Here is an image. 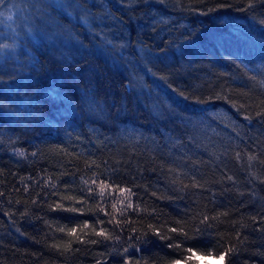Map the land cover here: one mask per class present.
<instances>
[{
	"label": "trees",
	"instance_id": "1",
	"mask_svg": "<svg viewBox=\"0 0 264 264\" xmlns=\"http://www.w3.org/2000/svg\"><path fill=\"white\" fill-rule=\"evenodd\" d=\"M34 4L0 5V22L12 16L0 25V45H17L0 52V264H125L127 255L133 264H198L209 255L264 264V0L113 5L123 24L109 36L125 37L123 60L119 47L105 58L101 40L82 37L67 18L75 39L50 45ZM138 42L152 58L137 53ZM68 114L102 118L99 138L74 124L68 131L60 122ZM209 116L198 135L195 120ZM221 118L235 123L221 133L224 146L206 133L223 129ZM134 130L154 136L152 147L121 140H135ZM171 136L189 138L182 166L170 159ZM191 136L208 158L194 157ZM29 164L46 173L43 188L19 174Z\"/></svg>",
	"mask_w": 264,
	"mask_h": 264
},
{
	"label": "snow or ice",
	"instance_id": "2",
	"mask_svg": "<svg viewBox=\"0 0 264 264\" xmlns=\"http://www.w3.org/2000/svg\"><path fill=\"white\" fill-rule=\"evenodd\" d=\"M153 2L164 3V0H135V3L137 4H147ZM3 3L4 0H0V5ZM113 5H124L127 8L130 6V0H35L33 7L35 12L39 14V18L42 20V23L51 27L50 32L42 33L43 39L46 40L50 45L55 46L58 41H63L65 34L72 36L73 39H75V34L73 31L67 29L65 25L61 23V18H67L73 22L74 28L77 25L83 27L93 41L97 39L101 40V44L96 45L98 50H107L117 53V49L119 47L120 51L117 54L120 56V59L123 60L125 59L123 50L128 45H118L117 43H114L113 39L109 36V32L112 29H118V26L123 24V21H120L118 17H116L115 13L111 10ZM248 6L252 7V4L249 3ZM93 9H97L99 14L96 11H93ZM0 15H3V12H0ZM7 19L11 20L12 16L9 15ZM261 24H264V20L261 21ZM150 27H154V24L150 25ZM29 34H31V28H29ZM78 43L80 44L81 48H84L82 42L78 41ZM138 43L140 46L137 48V53L143 54L146 51L147 57L152 58L153 54L151 49H146L142 42ZM16 47L17 45L15 43L11 45L2 44L0 45V52L5 49L14 50ZM156 58L158 59V57ZM33 66H35V61H33ZM145 71H147L149 75H152L153 78H156L155 73H153L151 68H148L146 65ZM159 79L163 80L165 78L159 77ZM173 91L176 90L173 89ZM179 95L183 96V93L181 92ZM183 98L188 99L186 96ZM163 114L164 113L162 112L161 115ZM259 114L264 115V113ZM168 115H171V110H169ZM155 118L159 119V117ZM173 143H175V141ZM253 159H255V157L249 156V160ZM99 187H101V191H103V188L107 187V185H103L101 183ZM121 191L123 192L124 190L122 189ZM68 210L75 211V209ZM171 231L175 232L176 229L173 228ZM74 233L75 229H72L69 234ZM97 234L103 235L104 233L100 232ZM228 251H232V249H228Z\"/></svg>",
	"mask_w": 264,
	"mask_h": 264
},
{
	"label": "rangeland",
	"instance_id": "3",
	"mask_svg": "<svg viewBox=\"0 0 264 264\" xmlns=\"http://www.w3.org/2000/svg\"><path fill=\"white\" fill-rule=\"evenodd\" d=\"M132 7H134V8H138L139 6L138 5H136V4H133V5H131ZM130 7V6H129ZM93 11H96L97 13H99V11L97 10V9H93ZM9 19H7V18H5V17H3V18H1V22H0V25L3 23V22H5V21H8ZM122 30H126L125 28V26H122V27H120ZM82 31H84L83 33H82V37H85V36H88V33L84 30V28L82 27ZM125 38V37H124ZM124 38L122 39L121 38V40H122V43H119V42H121V40H118V35L116 34L115 36H114V42L116 41V40H118V41H116V43L119 45V44H124L126 41L124 40ZM133 39H135V40H139L140 39V37H138V36H135V37H132ZM142 39H143V42H145V43H149V44H152V41L147 37V39H145L146 38V36H142L141 37ZM82 40V39H81ZM76 48L78 49L79 47H77L76 46ZM103 52V55H104V57L106 58V56H107V54L105 53V51H102ZM211 60H213V59H211ZM259 62V61H258ZM105 69V68H104ZM106 70V69H105ZM104 71V70H103ZM102 71V72H103ZM96 77H100L101 76V74H99V73H97V75H95ZM88 101H90L89 99H88ZM85 102V101H84ZM88 103V102H87ZM74 114H68V115H65V117L64 118H62V119H60V122H62V123H67V124H64V127H66L67 129H68V131H70V132H72L73 133V130H71V128L70 127H72V125L74 124V126L75 125H77V130H78V133L79 132H81V131H79L80 129L82 130L83 128H86L85 130H86V132H88V133H90L91 134V136L92 137H94L96 134H95V130H93V128L96 126V125H99V126H103L104 125V121H103V119L102 118H99V119H97V120H92L91 118H90V115L89 116H84L83 117V120L82 121H78V120H76V119H74V118H71L72 116H73ZM70 116V117H69ZM211 116H209V118H208V120H206V121H203L202 120V122H197V120H195V122H194V124L195 123H197L195 126H197V130H196V132H199L198 133V135H202V131L205 129V125L206 124H208L209 123V121H211V118H210ZM251 121V120H250ZM220 122H221V124H220V127H223V129H219V125L217 124L216 125V127H213V128H211L210 130H208L206 133H207V135H209V136H211V137H216L217 135V138L219 137V139L217 140V138H215L214 140L216 141V143H217V145L218 144H221L220 146H224V142L226 141V139H221V133L222 132H224V131H227L228 132V130H230V131H233V129H234V127H233V125L235 124L234 122H229V121H225L223 118H221V120H220ZM96 124V125H95ZM236 125H237V123H236ZM194 126V125H193ZM104 127V126H103ZM237 128H239V129H241V130H243V127L242 126H238ZM95 129H97L96 127H95ZM100 129V128H99ZM193 130V129H192ZM237 130V129H236ZM147 131H150V130H147ZM61 133H63V132H61ZM132 133L134 134V135H136V136H134L135 137V140H133L131 137H130V135L128 134V136H123V138L125 139H123L122 137H120L121 138V140L122 141H127L129 144L131 143V144H133V147L134 148H138L139 150H141V151H143V148H146V147H148L149 145H150V148L152 147V145L151 144H153V143H150V141H151V138L154 140V136H151L150 134H149V132L148 133H146L145 131H143V130H134V131H132ZM236 133V132H235ZM76 137L78 136V135H75ZM80 136H82V135H80ZM102 136H104L103 134H102ZM116 136H119V135H117L116 134ZM62 137L64 138V136H63V134H62ZM175 137L176 136H171V140H173V141H175V146H173V145H169V149H170V151H169V153L170 154H172V155H170V156H173V157H171L170 159L172 160V163H174V164H178L179 166H182L181 164H182V162H183V159H188V158H190L189 156H185L184 154H183V150L186 148L185 147V145L186 144H189V142H187V141H185V140H188L189 138H187V137H185L184 139V141L183 140H181V139H175ZM192 137V139H190V142L193 144V145H195L197 148V151L195 152V156L194 157H197V158H201V157H204V158H208V156H205V154H207V151H204V148H202V149H200V145L198 144L199 142H200V140L198 141V138H196V142L194 141V138H193V136H191ZM95 138L97 139V138H99V135H96L95 136ZM119 138V139H120ZM103 139V138H102ZM163 139L164 140H166V138H165V136H163ZM175 139V140H174ZM236 139H238L237 137H236ZM78 138H76L75 140H73V142H75V141H77L78 142ZM92 141V140H91ZM219 142V143H218ZM80 143H82L83 144V142H80ZM143 143V145H141ZM92 144V146L93 147H96V144H93V142L91 143ZM209 146H213V143L211 142V144H209ZM216 145H214V147H215ZM219 146V145H218ZM129 147H130V145H129ZM200 149V150H199ZM174 150V151H173ZM176 152H177V154H176ZM196 153H197V155H196ZM211 154V153H210ZM36 155V157H38L39 155H40V152L39 151H37V153L35 154ZM227 155H229V154H227ZM217 158V157H216ZM225 158V157H224ZM226 159V158H225ZM188 161V160H187ZM249 163V162H248ZM248 163H246V165L248 164ZM245 165V163H242V166H246ZM41 169V168H40ZM19 172V174H22V177H28V179H29V181L32 183V186H34L33 188H35V187H39V185L43 188V186H44V177H46V173H42L41 172V170H39V168L37 167V165H36V167L35 168H32V166H31V164H29V168H24L23 170H19L18 171ZM20 186H19V188L21 189V188H25V186H23L22 185V183H20L19 184ZM43 185V186H42ZM45 189V188H44ZM47 189V188H46ZM30 190V189H29ZM108 226H111V227H114L113 225H111V224H107ZM100 232H102V231H100ZM99 232V233H100ZM132 254L134 255V252H132ZM204 256V255H203ZM117 257V255L115 254V255H113L112 257H111V261H113V262H118V259L116 258ZM127 258H129V259H127ZM120 259L121 260H124L125 261V264H133V259H136L135 257H132V255H127L126 257H125V259H124V256H122V257H120ZM138 259H140V258H138ZM198 264H224L225 263V260H224V258H222V257H220V256H215V255H209V256H204V257H200V258H198ZM188 260H179V261H177L178 262V264H187L186 262H187ZM177 262H174L173 264H177Z\"/></svg>",
	"mask_w": 264,
	"mask_h": 264
}]
</instances>
